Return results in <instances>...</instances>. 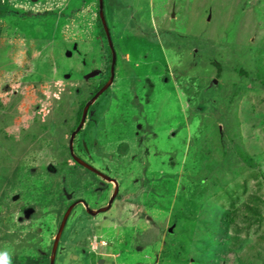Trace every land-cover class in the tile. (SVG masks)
I'll list each match as a JSON object with an SVG mask.
<instances>
[{
  "label": "rangeland",
  "instance_id": "rangeland-1",
  "mask_svg": "<svg viewBox=\"0 0 264 264\" xmlns=\"http://www.w3.org/2000/svg\"><path fill=\"white\" fill-rule=\"evenodd\" d=\"M103 2L101 177L98 0H0V255L264 264V0Z\"/></svg>",
  "mask_w": 264,
  "mask_h": 264
},
{
  "label": "water",
  "instance_id": "water-1",
  "mask_svg": "<svg viewBox=\"0 0 264 264\" xmlns=\"http://www.w3.org/2000/svg\"><path fill=\"white\" fill-rule=\"evenodd\" d=\"M98 18L100 20V24L102 26V29L105 33V37H106V41L108 43V48L110 50L111 53V66H110V77L108 80V83L102 86V88L99 89V91L85 104L83 110H82V114H81V118L80 121L78 123L77 128L72 132L70 139H69V143H68V151L69 154L72 158V160L77 163L79 166H81L82 168L95 173V174H99L101 177L103 175H101L94 167H92L91 165H89L88 163H86L85 161H83L80 157H78L75 152H74V148H73V142H74V138L76 136V134L79 132V130L82 128L85 119H86V115H87V111L89 109V106L92 105V103L95 101V99L101 94L103 93L111 84L112 79H113V71H114V66H115V51L113 49L112 43H111V38H110V34H109V29H108V25L105 19V15H104V2L103 0H98ZM115 183V182H114ZM116 184V183H115ZM116 191H117V186H115V192L112 195L111 199L108 202L107 207L105 208H101L96 210V213L105 211L107 208L110 207L112 200L114 199L115 195H116ZM74 205H70L66 211L64 212L60 225L58 227V230L54 236V240H53V244H52V248H51V255H50V261L49 264H53L54 263V258H55V254H56V250H57V246H58V242L59 239L61 237L62 231L66 225L67 219L73 209ZM87 211L91 214H93V211H90L87 209ZM95 214V212H94Z\"/></svg>",
  "mask_w": 264,
  "mask_h": 264
},
{
  "label": "trees",
  "instance_id": "trees-1",
  "mask_svg": "<svg viewBox=\"0 0 264 264\" xmlns=\"http://www.w3.org/2000/svg\"><path fill=\"white\" fill-rule=\"evenodd\" d=\"M97 19L99 20V18H98V16H97ZM99 24H100V20H99ZM100 29H101V34H102V37L104 38V40L106 41V37H105V33H104V31H103V29H102V26L100 25ZM110 62H111V58H110ZM210 64L212 65V67H214L215 69H216V77L217 78H220L222 75H223V68H222V64H220L218 61H215V60H210ZM109 71H110V65L108 66V68H107V72H108V74H107V76L105 77V79L101 82V84L99 85V87L97 88V89H95V91L91 94V96L89 97V98H87L86 99V101H83L82 103H80V106H79V110H78V113H77V117H76V120H77V124L76 125H78V123H79V121H80V118H81V114H82V110H83V108H84V106H85V104L99 91V89L100 88H102V86L107 82V80L109 79V77H110V73H109ZM237 73L240 75V76H247L248 74H247V72H245L244 71V69H240V70H237ZM64 75H66V73H63L62 75H61V79H64L63 78V76ZM60 82H64V80H62V81H60ZM47 83V85L50 83L51 84V81H47L46 82ZM62 84V83H61ZM91 106V105H90ZM90 106H89V108H90ZM81 131V129L79 130V132ZM78 132V133H79ZM77 133V134H78ZM76 154V153H75ZM78 156V155H77ZM79 157V156H78ZM243 158H244V160L248 163V164H251V160H250V158L249 157H245V156H243ZM71 162L72 163H74V164H76V165H78L77 163H75L72 159H71ZM79 166V165H78ZM178 198V197H177ZM190 204L192 205V209H193V212H195V210H196V208L198 207V204L196 203V201L195 200H191L190 201ZM191 209V210H192ZM177 213L178 212H176V214L175 215H177ZM190 215H192L191 213H189ZM226 220L227 221H229L230 219H231V216L229 215V214H226Z\"/></svg>",
  "mask_w": 264,
  "mask_h": 264
},
{
  "label": "clouds",
  "instance_id": "clouds-1",
  "mask_svg": "<svg viewBox=\"0 0 264 264\" xmlns=\"http://www.w3.org/2000/svg\"><path fill=\"white\" fill-rule=\"evenodd\" d=\"M0 264H8L7 256L5 255H0Z\"/></svg>",
  "mask_w": 264,
  "mask_h": 264
}]
</instances>
